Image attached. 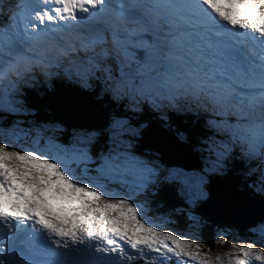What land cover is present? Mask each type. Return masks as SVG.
<instances>
[{"label":"snow or ice","instance_id":"6c2138e0","mask_svg":"<svg viewBox=\"0 0 264 264\" xmlns=\"http://www.w3.org/2000/svg\"><path fill=\"white\" fill-rule=\"evenodd\" d=\"M223 178L264 233V0H0V264H264L179 228Z\"/></svg>","mask_w":264,"mask_h":264},{"label":"water","instance_id":"95a60500","mask_svg":"<svg viewBox=\"0 0 264 264\" xmlns=\"http://www.w3.org/2000/svg\"><path fill=\"white\" fill-rule=\"evenodd\" d=\"M153 131L156 136V141L153 144L154 147L160 149V151L164 154L166 160H169L171 163H176L180 165L191 164L194 162L192 159L185 158L182 153L184 152L183 149L179 147H175L171 140L170 134L167 133L163 129H158V127L153 126ZM245 193L241 192L238 189L233 188L228 182L224 181L223 179L215 180L213 182V203H219L220 207L217 211L207 214L208 221L215 225L219 224H229L232 223L234 226L232 229L239 231V232H247L248 229L244 225L246 222L243 219H237L229 215V198H242ZM258 210V209H257ZM164 210L161 209V212ZM252 217H249V219ZM234 221L238 222L236 224ZM210 224V223H209ZM179 228H186L181 227Z\"/></svg>","mask_w":264,"mask_h":264},{"label":"rangeland","instance_id":"374dc122","mask_svg":"<svg viewBox=\"0 0 264 264\" xmlns=\"http://www.w3.org/2000/svg\"><path fill=\"white\" fill-rule=\"evenodd\" d=\"M108 198H112V197L109 195H105V199H108ZM149 219H151V217H149ZM153 222L162 226L164 223H169V220L167 217L160 216L154 219ZM201 228H202V224H195L193 226H188L186 228H180V229H183L182 234L186 238H192V239L197 240L198 242L202 244L204 251L208 252L210 255H213V256L216 254L225 255L226 253L230 251L234 252L235 249L231 247L233 244H242L246 242L251 243L253 241H256V246L259 247L261 246L260 241L264 239V233H260L259 230H257L256 233H253L249 230L243 233V232L236 231L232 228H229V229H226L224 233L225 243L221 244L219 240L220 229H216L214 232L215 239H216L215 248L212 249L211 247H209L202 241V237L200 234Z\"/></svg>","mask_w":264,"mask_h":264},{"label":"trees","instance_id":"16d2710c","mask_svg":"<svg viewBox=\"0 0 264 264\" xmlns=\"http://www.w3.org/2000/svg\"><path fill=\"white\" fill-rule=\"evenodd\" d=\"M174 119H176L174 117ZM233 186H235L236 189H239L238 185L235 183V181L226 178ZM210 223V224H209ZM181 227H185L184 223L181 222L180 223ZM216 229H219L217 227V225L213 226V224L209 221H207L206 223L202 224V228L200 231L201 237H202V241L208 245L209 247H211L212 249L215 248V235L214 232Z\"/></svg>","mask_w":264,"mask_h":264}]
</instances>
